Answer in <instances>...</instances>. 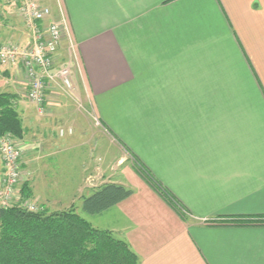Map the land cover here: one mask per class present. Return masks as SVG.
<instances>
[{
  "label": "crops",
  "instance_id": "0c3cea01",
  "mask_svg": "<svg viewBox=\"0 0 264 264\" xmlns=\"http://www.w3.org/2000/svg\"><path fill=\"white\" fill-rule=\"evenodd\" d=\"M59 2L96 117L179 210L123 169L107 183L134 194L99 230L140 264H264V0ZM29 119L20 143L55 151Z\"/></svg>",
  "mask_w": 264,
  "mask_h": 264
},
{
  "label": "rangeland",
  "instance_id": "374dc122",
  "mask_svg": "<svg viewBox=\"0 0 264 264\" xmlns=\"http://www.w3.org/2000/svg\"><path fill=\"white\" fill-rule=\"evenodd\" d=\"M39 1L58 16L59 0ZM10 5L8 3L7 11L0 12L2 17L0 46L28 48L31 33L21 21L16 6L9 8ZM66 42L67 40H64L60 49L56 69L71 59ZM71 67L75 92H67L59 84H53L46 90V101L42 107L27 98L29 83L23 73L18 69L10 71L12 75L17 71L23 77L20 78L23 85H20L19 92L15 94L19 99L17 103L19 114L24 112L28 115L26 119L21 118L23 126L31 133L29 115L34 116L43 123L44 129H48L47 133L51 136L48 140L53 137L57 141L54 143L55 151L48 154L46 152L48 147H45L44 141L33 142L30 134L27 135V142L24 144L17 140L22 154V174L10 206L21 205L33 211L46 210L50 213L66 211L72 206L82 209L83 200L79 197L87 195L91 185L102 186L115 179L114 174H120L123 169H132L136 172V168L139 167L128 151L111 137L101 123L97 124L93 103L85 89L83 78L75 65ZM20 79H16L14 75L6 77L4 73H0V81L4 82L0 83V92L19 86L17 84ZM30 160H33V163ZM83 164L87 166L86 180L82 179ZM30 172L33 173L32 177ZM1 176L0 168V179ZM25 185H28L31 191L30 199H24L22 196ZM80 215L96 229L108 226L106 217L94 219L82 210Z\"/></svg>",
  "mask_w": 264,
  "mask_h": 264
},
{
  "label": "trees",
  "instance_id": "16d2710c",
  "mask_svg": "<svg viewBox=\"0 0 264 264\" xmlns=\"http://www.w3.org/2000/svg\"><path fill=\"white\" fill-rule=\"evenodd\" d=\"M18 100L14 94L0 92V139L7 135L17 140L25 137L26 130L17 110ZM139 167L136 168L137 174L178 210L148 172ZM133 194L134 191L125 186L104 184L94 189L90 196L83 197L82 212L91 217L100 216ZM22 196L31 198L28 185L23 187ZM255 225H264V220L255 222ZM0 264L140 263L125 241L117 239L111 232L94 228L77 213L75 206L50 213L13 205L0 206Z\"/></svg>",
  "mask_w": 264,
  "mask_h": 264
},
{
  "label": "built area",
  "instance_id": "2783aa9c",
  "mask_svg": "<svg viewBox=\"0 0 264 264\" xmlns=\"http://www.w3.org/2000/svg\"><path fill=\"white\" fill-rule=\"evenodd\" d=\"M5 3L11 4L9 8L16 6L21 21L31 33V42L28 48L0 46V70L18 69L23 73L29 83L27 98L40 107L46 101V90L53 84L74 93L71 66L75 65L79 75L82 74L68 19L60 2L58 16L39 0H6ZM64 40H67L65 45L73 61L70 59L56 69ZM96 122L100 125L98 118ZM0 165V206L9 207L22 174V154L13 136L0 139Z\"/></svg>",
  "mask_w": 264,
  "mask_h": 264
}]
</instances>
